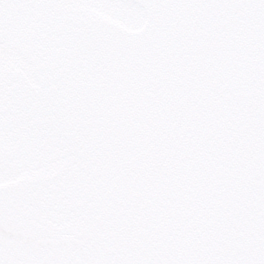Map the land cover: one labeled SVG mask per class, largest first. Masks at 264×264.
Wrapping results in <instances>:
<instances>
[{
	"label": "snow or ice",
	"instance_id": "1",
	"mask_svg": "<svg viewBox=\"0 0 264 264\" xmlns=\"http://www.w3.org/2000/svg\"><path fill=\"white\" fill-rule=\"evenodd\" d=\"M0 264H264V0H0Z\"/></svg>",
	"mask_w": 264,
	"mask_h": 264
}]
</instances>
